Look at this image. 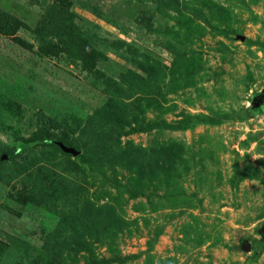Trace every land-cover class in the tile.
Wrapping results in <instances>:
<instances>
[{
	"label": "rangeland",
	"instance_id": "374dc122",
	"mask_svg": "<svg viewBox=\"0 0 264 264\" xmlns=\"http://www.w3.org/2000/svg\"><path fill=\"white\" fill-rule=\"evenodd\" d=\"M176 1L0 0V264H264V0Z\"/></svg>",
	"mask_w": 264,
	"mask_h": 264
},
{
	"label": "trees",
	"instance_id": "16d2710c",
	"mask_svg": "<svg viewBox=\"0 0 264 264\" xmlns=\"http://www.w3.org/2000/svg\"><path fill=\"white\" fill-rule=\"evenodd\" d=\"M149 1H152V2H155V3H162V4H171L174 7H178L179 6V4H178V2L176 0H149ZM211 122H213V121H211Z\"/></svg>",
	"mask_w": 264,
	"mask_h": 264
},
{
	"label": "water",
	"instance_id": "95a60500",
	"mask_svg": "<svg viewBox=\"0 0 264 264\" xmlns=\"http://www.w3.org/2000/svg\"><path fill=\"white\" fill-rule=\"evenodd\" d=\"M262 110H264V101H263V103H262ZM63 150H64V152H67V153H69V154H71V155H73V156L77 154V153H76L75 151H73L72 149L64 148Z\"/></svg>",
	"mask_w": 264,
	"mask_h": 264
}]
</instances>
